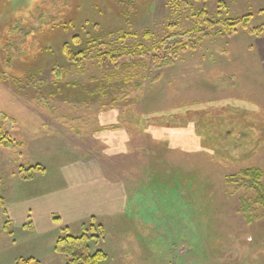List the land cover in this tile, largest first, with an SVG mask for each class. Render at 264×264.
Instances as JSON below:
<instances>
[{"label": "rangeland", "instance_id": "374dc122", "mask_svg": "<svg viewBox=\"0 0 264 264\" xmlns=\"http://www.w3.org/2000/svg\"><path fill=\"white\" fill-rule=\"evenodd\" d=\"M223 1L0 0V130L16 144L0 147V264H71L56 252L66 228L93 236L100 264H264L256 192L233 181L260 169L264 186V36L251 33L264 0ZM204 7L215 28L173 65L98 64L100 48L194 30ZM247 15L233 35L220 25ZM78 35L91 43L73 63L63 47ZM73 190L105 214L64 216Z\"/></svg>", "mask_w": 264, "mask_h": 264}, {"label": "trees", "instance_id": "16d2710c", "mask_svg": "<svg viewBox=\"0 0 264 264\" xmlns=\"http://www.w3.org/2000/svg\"><path fill=\"white\" fill-rule=\"evenodd\" d=\"M119 1L127 7H132L137 3V0ZM216 1H218L220 9L226 8L223 0ZM252 17V15H247L238 19H226L222 20L220 25L222 26L225 33L228 35H233L237 33L240 28L245 30L248 29ZM196 25L197 27L194 30L187 33L175 32L178 26L173 25L170 28L172 33L168 37L154 44L150 50H147L140 45L139 53L137 50L130 48H125L121 52L108 51L104 48H100L98 51V64L100 65L101 69L124 68L126 65H121L123 62H134L136 55L140 54L145 56V60L147 59L151 61V63L156 68H166L173 65L182 53L189 50H194L198 41H200L203 36L205 37L206 29L215 28L216 24L209 19L208 10L206 7L198 12ZM51 28H53V23L51 24ZM12 31L11 34L17 30L14 28ZM22 31L24 33H21L23 34V37L25 36V38H30L32 36V31L26 30L25 28ZM251 33L258 37L264 36V26L251 30ZM146 37L149 38L150 34L147 33ZM89 39V36H75L71 43L63 47L66 57L71 59L73 63L84 62L88 56L85 47L87 44L91 43V39ZM5 62L8 63L9 59L6 58ZM8 81L9 79L6 80L5 73L0 70V83L7 84ZM15 145V142H13L8 136L4 134L2 130H0V147L12 149L15 147ZM18 146L22 147L23 144L18 143ZM33 171H44V169H42L40 166L29 168L26 171L29 173V175L26 177L27 179L32 178ZM262 178L263 172L260 169H247L242 171L239 178H234L233 181L239 183L242 182L244 187L252 189L256 192L257 198L255 204L261 209L262 215H264V186L261 183ZM0 205H4V199L1 196ZM59 221V218H55V222ZM98 228L104 232V228L102 226H99ZM65 232L68 234L64 237H60L57 241L56 252L70 259L71 264H100L108 260V255L103 251H97L94 254L90 253L88 241L89 238L93 239V236L90 237L88 234H84L83 236L75 237L69 234L68 228H66ZM32 262L33 261L30 260L27 262V264ZM17 264L20 263L17 262Z\"/></svg>", "mask_w": 264, "mask_h": 264}, {"label": "crops", "instance_id": "0c3cea01", "mask_svg": "<svg viewBox=\"0 0 264 264\" xmlns=\"http://www.w3.org/2000/svg\"><path fill=\"white\" fill-rule=\"evenodd\" d=\"M75 187V186H73ZM45 191L48 192V188L44 191H42V197H44ZM74 191V190H73ZM67 195L69 192H65ZM74 194L71 195L70 197L64 196V193H60V198L62 199L61 201V211L64 216L67 217V215H70V218L73 222L76 221H81L85 218H88L90 215L95 214L96 216H101L104 215L103 211L101 209H97L100 206H98V203L93 199L92 201H89L91 203L87 202V198H79L78 195L76 194V191L73 192ZM65 194V195H66ZM65 198V199H64ZM91 212V213H88ZM112 213V212H111ZM53 219L54 217L51 216V212L48 213V216ZM54 221V220H53Z\"/></svg>", "mask_w": 264, "mask_h": 264}]
</instances>
